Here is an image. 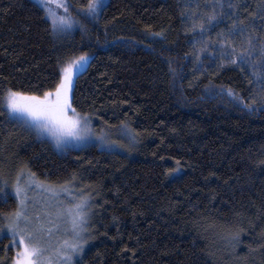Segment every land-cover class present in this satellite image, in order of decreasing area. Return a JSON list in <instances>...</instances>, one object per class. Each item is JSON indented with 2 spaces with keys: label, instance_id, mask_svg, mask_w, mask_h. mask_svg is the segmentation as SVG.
<instances>
[{
  "label": "trees",
  "instance_id": "16d2710c",
  "mask_svg": "<svg viewBox=\"0 0 264 264\" xmlns=\"http://www.w3.org/2000/svg\"><path fill=\"white\" fill-rule=\"evenodd\" d=\"M66 1L58 29L36 0H0V177L93 200L74 264H264V0H105L96 17ZM85 56L72 107L129 129L127 153H61L4 108ZM15 208L0 197V226ZM15 255L0 228V264Z\"/></svg>",
  "mask_w": 264,
  "mask_h": 264
},
{
  "label": "rangeland",
  "instance_id": "374dc122",
  "mask_svg": "<svg viewBox=\"0 0 264 264\" xmlns=\"http://www.w3.org/2000/svg\"><path fill=\"white\" fill-rule=\"evenodd\" d=\"M47 11V15L61 29V18L66 22L68 11L66 0H36ZM105 0H98L99 6L95 14L100 13ZM64 22V23H65ZM70 67L73 86L78 75L83 73L91 62L92 56H85ZM69 92V103L72 107V90ZM8 94L5 109L9 116L23 125L39 139H47L56 149L65 153L68 149H82L88 145H97L102 149L127 153L135 146V136L127 128L112 132L96 133L90 117L77 114L79 124L72 128L61 127L48 121H36L27 113L14 112L8 107ZM73 108V107H72ZM68 117H73L71 109ZM12 173V171H9ZM11 178L0 177V197L8 196L16 199V208L2 218L1 234L10 237L16 249L12 264H17L18 253L22 251L19 245L21 238L26 243L38 249L39 255L33 257L34 264H69L67 259V244L76 243L79 251L72 253L71 264L77 260L79 253L87 244L89 237L93 200L76 186H49L37 182L30 174L17 173ZM19 189V191H17ZM80 206L79 208L77 206ZM19 213V218H17ZM75 221V227H74ZM15 222V235L9 231L8 225Z\"/></svg>",
  "mask_w": 264,
  "mask_h": 264
},
{
  "label": "snow or ice",
  "instance_id": "6c2138e0",
  "mask_svg": "<svg viewBox=\"0 0 264 264\" xmlns=\"http://www.w3.org/2000/svg\"><path fill=\"white\" fill-rule=\"evenodd\" d=\"M99 6L98 0H88L87 9L91 14H95L97 7ZM67 7L65 6V11ZM64 19L61 18V23H64ZM80 62H83L86 57H80ZM236 61L233 60V63ZM241 63H243V57H241ZM73 86V79L71 69H63V75L58 84H56L54 91H46L43 96L26 95L21 92L9 91L8 93V107L14 112L27 113L28 116L36 121H48L50 123L59 125L61 127L72 128L79 124V119H76V110L71 107L69 103V92ZM71 109L73 117L67 116V111ZM19 191V189L17 190ZM80 207L79 205L77 206ZM17 213V218H19ZM74 221V227H75ZM9 231H12L15 235V222L8 225ZM19 245L22 247V251L18 253L17 264H34L33 257L38 256V249L31 246L30 243H26L23 238L19 241ZM66 247L69 250L67 253V259L71 264L72 253L79 251V247L76 243L67 244Z\"/></svg>",
  "mask_w": 264,
  "mask_h": 264
}]
</instances>
